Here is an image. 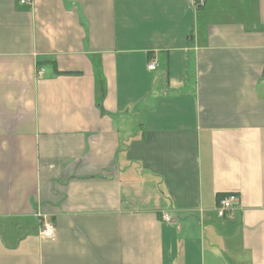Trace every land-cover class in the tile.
Instances as JSON below:
<instances>
[{"label": "crops", "instance_id": "obj_1", "mask_svg": "<svg viewBox=\"0 0 264 264\" xmlns=\"http://www.w3.org/2000/svg\"><path fill=\"white\" fill-rule=\"evenodd\" d=\"M263 81L264 0H0V264H264Z\"/></svg>", "mask_w": 264, "mask_h": 264}, {"label": "built area", "instance_id": "obj_2", "mask_svg": "<svg viewBox=\"0 0 264 264\" xmlns=\"http://www.w3.org/2000/svg\"><path fill=\"white\" fill-rule=\"evenodd\" d=\"M204 0H198V2H203ZM21 2H24V0H21ZM156 68V60L153 59L152 61H150L147 64V69L149 70H154ZM39 74L42 72V69L39 68L37 71ZM263 87H264V81L262 83ZM238 203V196L235 193H228L227 195L219 198L217 200L216 203V214L220 217L224 216L226 213L230 212V210H232V208ZM163 218L169 222L170 218L168 215L164 214ZM54 232V228L52 223L50 222H46L45 224H43V226L40 229V235L43 238H48L51 237L53 235Z\"/></svg>", "mask_w": 264, "mask_h": 264}, {"label": "trees", "instance_id": "obj_3", "mask_svg": "<svg viewBox=\"0 0 264 264\" xmlns=\"http://www.w3.org/2000/svg\"><path fill=\"white\" fill-rule=\"evenodd\" d=\"M38 68H39V67H38ZM227 194H228V193H227ZM227 194H218V195H217V200H218L219 198H221V197L227 195Z\"/></svg>", "mask_w": 264, "mask_h": 264}, {"label": "rangeland", "instance_id": "obj_4", "mask_svg": "<svg viewBox=\"0 0 264 264\" xmlns=\"http://www.w3.org/2000/svg\"><path fill=\"white\" fill-rule=\"evenodd\" d=\"M160 68H162V67H160ZM160 68H159V69H160Z\"/></svg>", "mask_w": 264, "mask_h": 264}]
</instances>
